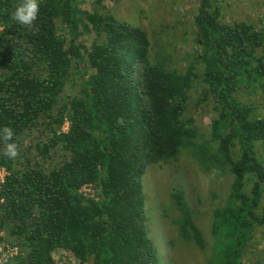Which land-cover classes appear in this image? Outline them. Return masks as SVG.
Wrapping results in <instances>:
<instances>
[{
    "label": "trees",
    "instance_id": "obj_1",
    "mask_svg": "<svg viewBox=\"0 0 264 264\" xmlns=\"http://www.w3.org/2000/svg\"><path fill=\"white\" fill-rule=\"evenodd\" d=\"M212 1L200 0L193 19L197 60L218 112L208 142L182 119L193 69L178 73L163 53L150 55L145 29L95 12L76 18L77 0H37L36 19L20 25L12 14L22 0H0V129L13 132L8 141L0 136V243L5 233L19 247L12 264H56L60 252L78 264H172L150 237L142 179L147 167L182 154L206 173L232 176L225 205L213 213L210 264H242L250 233L264 226V164L254 148L264 147V118L232 94L238 80L264 78V32L222 24ZM88 26L95 35L89 50L76 45ZM83 63L93 74H79V95L61 101ZM65 120L69 130L58 134ZM26 136L33 139L27 148ZM7 143L17 146L13 159L3 155ZM58 147L67 159L44 168ZM160 212L177 241L206 249L181 189ZM175 243L168 240L170 250Z\"/></svg>",
    "mask_w": 264,
    "mask_h": 264
},
{
    "label": "rangeland",
    "instance_id": "obj_2",
    "mask_svg": "<svg viewBox=\"0 0 264 264\" xmlns=\"http://www.w3.org/2000/svg\"><path fill=\"white\" fill-rule=\"evenodd\" d=\"M212 7L220 13L222 24L233 26L246 24L254 31L264 32V0H213ZM200 5V0H77L76 18L83 19V14L95 12L100 16H109L120 23H125L138 29H145L151 43V54H162L169 58V69L184 73L188 67L194 71L191 90L183 113L184 121H192L198 128L199 135L205 141H211L212 122L218 119V112L214 110V98L206 93L208 85L204 82L205 67L197 60L199 54L195 44L194 16ZM86 25L88 23L84 21ZM91 27L79 28L76 45L89 50L95 41ZM58 32H64L58 29ZM99 42V41H98ZM83 57H85V54ZM264 56V48L258 51ZM85 59V58H84ZM80 75L85 77L93 74L88 64L83 63L80 73L74 82H68L61 94V101L78 96L83 87ZM233 99L247 107L253 108V117L264 118V78L258 83L250 84L247 81L237 82ZM69 130V123L64 121L58 134H65ZM225 132H222L223 135ZM37 133H33L35 137ZM31 136H26L23 145L27 148L32 144ZM213 147L215 145L212 144ZM256 155L264 164V147L261 143L254 146ZM233 157H239V145L235 143L232 150ZM67 154L56 148L52 159L46 162L44 168H53L67 159ZM38 161V160H37ZM6 173L0 169V181ZM232 176L228 173H206L196 161L188 154H182L176 162L160 164L146 168L142 179L146 195V209L150 217V237L162 254L168 256L172 264H210L215 255L213 248L212 220L215 209L225 205L229 195ZM248 191L252 188L250 180L247 181ZM176 189L184 192L185 200L192 213L194 222L199 228L206 249L200 250L194 245H186L176 239V232L160 219V208L169 202V194ZM86 196L91 197L94 191L91 187L83 188ZM260 215L261 210L256 212ZM5 237L0 243V264H12V260L19 254V247L12 244L11 238ZM251 241L244 248L242 264H264V226L256 227L250 233ZM168 240L176 242L175 248L170 250ZM23 253V252H22ZM21 253V255H22ZM166 258V257H165ZM56 264H78L70 255L56 253ZM91 264V262H90Z\"/></svg>",
    "mask_w": 264,
    "mask_h": 264
},
{
    "label": "clouds",
    "instance_id": "obj_3",
    "mask_svg": "<svg viewBox=\"0 0 264 264\" xmlns=\"http://www.w3.org/2000/svg\"><path fill=\"white\" fill-rule=\"evenodd\" d=\"M38 14V2L37 0H22V3L18 5L12 14L13 20L20 25H31L36 19ZM13 132L11 129L5 127L0 129V136L4 141L11 139ZM3 155L9 159H13L17 156V146L15 143L5 144V150Z\"/></svg>",
    "mask_w": 264,
    "mask_h": 264
}]
</instances>
